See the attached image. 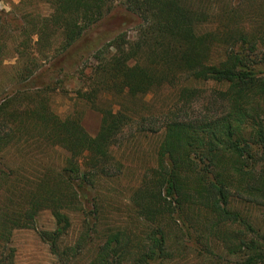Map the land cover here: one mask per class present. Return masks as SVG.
Returning a JSON list of instances; mask_svg holds the SVG:
<instances>
[{
  "label": "trees",
  "instance_id": "16d2710c",
  "mask_svg": "<svg viewBox=\"0 0 264 264\" xmlns=\"http://www.w3.org/2000/svg\"><path fill=\"white\" fill-rule=\"evenodd\" d=\"M39 1L49 4L50 13L36 18L30 10L21 23L0 10V65L10 53L16 59L14 82L0 96V264H18L12 232L32 227L44 208L55 227L41 231V238L53 254L76 257L75 248L61 251L58 245L70 226L67 211L90 213L84 202L102 199L99 179L120 173L110 149L129 117L100 106L99 97H135L173 83L182 101L199 95L195 84L224 87L210 89L212 113L165 117L156 167L130 196L135 219L145 227L136 233L107 226L86 264H170L172 228H183L188 239L213 237L239 264H264V231L231 206L234 198L264 206V18L250 32L225 23L198 32L209 14L187 0ZM117 3L140 24L134 39L126 31L114 36L105 45L114 52L101 58L104 46L89 34ZM80 42L98 60L87 78L90 89L79 94L101 113L95 135L73 113L56 114L33 84L45 58L53 68ZM214 46L222 49L212 57ZM41 140L63 149L64 163L26 176L6 154Z\"/></svg>",
  "mask_w": 264,
  "mask_h": 264
},
{
  "label": "rangeland",
  "instance_id": "374dc122",
  "mask_svg": "<svg viewBox=\"0 0 264 264\" xmlns=\"http://www.w3.org/2000/svg\"><path fill=\"white\" fill-rule=\"evenodd\" d=\"M187 2L201 6L209 14L207 21L196 27L198 32L221 27L224 23L229 27L231 25L250 32L254 24L264 18V0H187ZM118 5L117 3L89 34L90 38L99 40L98 47L104 46L99 54L97 53L101 58H107L114 52L111 47L108 49L105 47L114 36L126 31L128 39H134L136 26L140 24L138 17L131 19ZM0 10L21 23L26 20L24 17L30 10L36 18H41L50 13L51 7L39 0H0ZM85 45L89 46L86 42L75 45L62 59V63L55 64L53 68L48 67L49 60L45 58L33 84L41 88V96L48 99L47 105L56 114L65 117L73 113L80 117L88 133L95 135L100 126L101 113L89 106L79 95L90 89V79L87 78L91 74L92 65L98 63L94 57L96 53L93 51L85 53L82 49ZM221 49L220 46H214L211 56L219 55ZM15 63L16 59L10 53L0 65V96L4 94L3 90L9 89L14 82L12 78ZM177 84H164L147 94L135 97L110 92L99 97L100 106H112L114 110H121L129 116L110 149L114 161L120 163V173L109 179H99L97 187L102 199L98 200V204L84 202L85 207L92 209L90 213H83L81 210L67 211L70 226L59 239L58 245L61 251L69 246L75 248L78 251L76 257L71 253L63 257L53 254L48 242L41 238V231H51L55 227V219L50 209L44 208L38 212L32 227L17 228L12 232L10 243L14 248L16 263L86 264L93 257L98 245L103 242L107 226L120 225L131 232L142 231L145 223L141 221L139 223V220L135 219L130 196L156 167L157 147L163 137L165 117H188L207 110L212 113L214 107L209 103L213 100L210 89L224 87L213 83L195 84L199 89V95L182 101L178 98ZM216 104L217 102L215 106ZM6 156L12 164L22 169L26 176H31L34 170L58 168L63 165L66 152L41 140L28 145L20 143L13 146ZM231 206L246 215L255 229L259 232L264 231V206L241 198H234ZM98 216L99 219L96 220ZM172 229L174 231L169 229V233L173 240L175 258L170 264H239L238 257L229 255L225 247L213 237L211 240L210 236L204 237L207 240L202 242L182 235V231L185 232L183 228L182 231L178 228Z\"/></svg>",
  "mask_w": 264,
  "mask_h": 264
}]
</instances>
